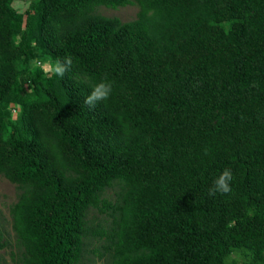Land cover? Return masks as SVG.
<instances>
[{"label":"trees","instance_id":"obj_1","mask_svg":"<svg viewBox=\"0 0 264 264\" xmlns=\"http://www.w3.org/2000/svg\"><path fill=\"white\" fill-rule=\"evenodd\" d=\"M25 1L0 0L12 259L81 264L95 239L108 264H264V0ZM129 4V21L97 9ZM66 55L62 78L33 70ZM225 168L232 191L209 196Z\"/></svg>","mask_w":264,"mask_h":264},{"label":"rangeland","instance_id":"obj_2","mask_svg":"<svg viewBox=\"0 0 264 264\" xmlns=\"http://www.w3.org/2000/svg\"><path fill=\"white\" fill-rule=\"evenodd\" d=\"M29 2H21L17 5L20 11H25ZM98 12L107 16H117L123 21H129L135 19L139 11L137 4H129L126 6H120L117 8L107 7L101 5L97 7ZM120 192V187L117 185L108 187L104 192V197L115 200ZM20 193L19 188L15 183H12L3 175H0V231L5 235L8 241V245L0 251V264H17L12 259V252L16 249L17 237L13 229V220L10 214V206L17 201ZM97 216V222L101 221L103 224H108L111 218L106 214H101L97 210L92 209L89 213V218H95ZM101 240L89 239L87 245L86 256L81 264H108L110 257L106 256L100 258L98 254H95L92 250L100 247ZM100 249V248H99Z\"/></svg>","mask_w":264,"mask_h":264},{"label":"clouds","instance_id":"obj_3","mask_svg":"<svg viewBox=\"0 0 264 264\" xmlns=\"http://www.w3.org/2000/svg\"><path fill=\"white\" fill-rule=\"evenodd\" d=\"M72 65V56L66 55L63 59H56L55 61H37L33 64V70L39 69L49 77L59 76L62 78L71 69ZM90 87L91 91L84 99V104L90 108H95L96 104L100 101H107L113 92V84L108 81L107 77L102 78ZM205 154L207 155V150H205ZM232 180V170L230 168L223 169L208 189V195L215 196L217 193H230L232 191Z\"/></svg>","mask_w":264,"mask_h":264}]
</instances>
